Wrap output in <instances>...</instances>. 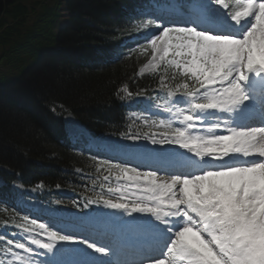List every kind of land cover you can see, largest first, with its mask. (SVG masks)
I'll return each instance as SVG.
<instances>
[{"label": "trees", "instance_id": "16d2710c", "mask_svg": "<svg viewBox=\"0 0 264 264\" xmlns=\"http://www.w3.org/2000/svg\"><path fill=\"white\" fill-rule=\"evenodd\" d=\"M122 0H0V78L20 72L47 47L58 50L31 69L24 82L0 92V162L25 185L48 188L68 182L62 169L79 156L59 144L60 123L48 108L74 112L91 130L117 126L118 90L145 86L134 79V59L99 67L94 51L106 46L111 15ZM74 14L55 38L64 13ZM77 17V18H76ZM84 20V22L82 21ZM135 82V83H134ZM38 161H41L38 165ZM15 177H11L14 179Z\"/></svg>", "mask_w": 264, "mask_h": 264}, {"label": "snow or ice", "instance_id": "6c2138e0", "mask_svg": "<svg viewBox=\"0 0 264 264\" xmlns=\"http://www.w3.org/2000/svg\"><path fill=\"white\" fill-rule=\"evenodd\" d=\"M223 7L228 5L224 0H218ZM244 7L240 13L244 18L253 17L248 21V28L242 35H211L196 31L193 28L166 27L162 34L151 40L153 51V63L155 68L157 57L165 60L169 56L187 57L185 71L191 72L203 87L209 83L220 82L221 87L216 89L219 95H212L207 103H197L195 108L228 110L230 106L242 102L245 97L242 94L241 86L237 82L245 79V72L259 70L264 72V59H259L253 55L254 49L264 54V0H244ZM243 18V19H244ZM231 19L235 22V18ZM242 22V21H241ZM235 25L238 32L239 25ZM212 37L217 41L210 43ZM176 62V61H172ZM246 69V71H244ZM233 72L237 75L234 79ZM227 81L228 86L224 85ZM186 121L193 120L191 115L185 116ZM257 133H260L257 139ZM181 148L195 151V155L213 156L218 161H223L230 153H242L248 156L254 149L258 148V154L264 157V128L251 131H231L230 135H217L205 139L197 136L191 139L186 137L182 130L175 133ZM239 145V148L234 147ZM222 165V163H221ZM205 170L201 174H194L188 178L176 176L171 183L157 184L151 172L144 174V179L151 185L149 191L163 190L164 193H172L176 185H182L180 192L182 199H177L174 195L170 197V207L180 212V205H185L186 209L194 208L205 217L201 220L196 212V220H187L182 228L175 234V239L167 248V260L158 259L156 264H209L218 257L224 264H231L229 255L233 257H247L250 254V238L255 236L264 226V202L256 207L245 205L249 201L258 198L257 193H253L249 185L253 180V174L257 172V165L264 167V162L254 163L251 166L223 167ZM137 173L129 179L139 180ZM163 200V194L158 197ZM105 204L112 208H128L125 203ZM136 212H151L154 215L160 213L159 207H145L142 204H134L131 208ZM195 220V223L192 222ZM207 224V228H205ZM44 230L49 241H62L68 237L59 236L54 231H46L44 223L38 225ZM183 229V231H181ZM223 231L227 240L219 239L220 232ZM179 233V236H177ZM203 237V238H202ZM41 249L51 250V243H42L40 240H33ZM23 248L24 245H19ZM223 249V250H222ZM227 252L229 255H225Z\"/></svg>", "mask_w": 264, "mask_h": 264}, {"label": "clouds", "instance_id": "9594fccd", "mask_svg": "<svg viewBox=\"0 0 264 264\" xmlns=\"http://www.w3.org/2000/svg\"><path fill=\"white\" fill-rule=\"evenodd\" d=\"M214 2H216V0H214ZM244 6H245L244 3H237L235 5V8H234L233 12L230 14L232 18H235V22L237 24H239L244 18L243 15L240 13V10H238V9H240V8H242ZM215 41H217V38L216 37H212L211 40H210V43L215 42ZM253 130H255V129H253ZM261 140L264 141V136L261 137ZM234 147L239 148L240 146L239 145H235ZM155 215H156V218L163 223L164 222V218L169 216L170 213L169 212H160V213H157ZM46 231H49L48 228H46ZM181 231H183V229H181ZM177 236H179V233H177Z\"/></svg>", "mask_w": 264, "mask_h": 264}, {"label": "rangeland", "instance_id": "374dc122", "mask_svg": "<svg viewBox=\"0 0 264 264\" xmlns=\"http://www.w3.org/2000/svg\"><path fill=\"white\" fill-rule=\"evenodd\" d=\"M73 120H71L70 122H67V127H68V132L69 133H82V130L81 128L79 127V125L77 124V122ZM101 143H103V138L100 140ZM157 177V176H156ZM127 179V178H126ZM156 179V178H155ZM129 180H132V179H129ZM157 182L161 183V180H156ZM43 234H45V232H43ZM28 246H32V245H28ZM22 251V250H21ZM33 254H38V252H34ZM25 260H28L30 261V263H32L34 260H36L34 257L28 255V254H25L24 253V257H23V261Z\"/></svg>", "mask_w": 264, "mask_h": 264}, {"label": "bare ground", "instance_id": "6f19581e", "mask_svg": "<svg viewBox=\"0 0 264 264\" xmlns=\"http://www.w3.org/2000/svg\"><path fill=\"white\" fill-rule=\"evenodd\" d=\"M248 110L243 109L242 107H239L234 113L239 117V120H242L243 117L246 115ZM262 115L264 116V108L262 110ZM75 122V121H74ZM155 180H161V182L165 181L163 178H160L159 176L156 177ZM157 182V181H156ZM112 235L115 239H117V232L115 230L112 231ZM133 243V242H132Z\"/></svg>", "mask_w": 264, "mask_h": 264}]
</instances>
